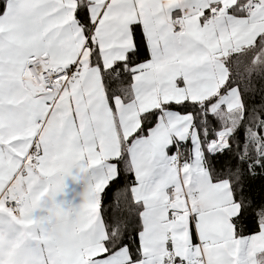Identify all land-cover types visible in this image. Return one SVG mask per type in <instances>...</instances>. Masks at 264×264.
I'll list each match as a JSON object with an SVG mask.
<instances>
[{
  "label": "snow or ice",
  "instance_id": "obj_1",
  "mask_svg": "<svg viewBox=\"0 0 264 264\" xmlns=\"http://www.w3.org/2000/svg\"><path fill=\"white\" fill-rule=\"evenodd\" d=\"M0 264H264V0H0Z\"/></svg>",
  "mask_w": 264,
  "mask_h": 264
}]
</instances>
